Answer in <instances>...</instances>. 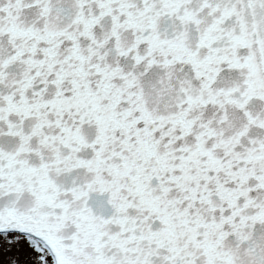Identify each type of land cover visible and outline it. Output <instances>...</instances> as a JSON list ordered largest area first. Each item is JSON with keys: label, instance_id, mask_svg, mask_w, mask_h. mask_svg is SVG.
<instances>
[{"label": "snow or ice", "instance_id": "snow-or-ice-1", "mask_svg": "<svg viewBox=\"0 0 264 264\" xmlns=\"http://www.w3.org/2000/svg\"><path fill=\"white\" fill-rule=\"evenodd\" d=\"M0 264H264V0H0Z\"/></svg>", "mask_w": 264, "mask_h": 264}]
</instances>
